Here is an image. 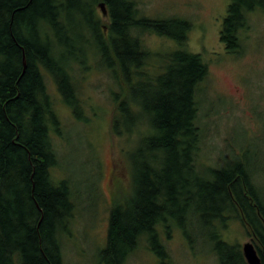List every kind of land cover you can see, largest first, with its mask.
I'll list each match as a JSON object with an SVG mask.
<instances>
[{
	"label": "trees",
	"instance_id": "1",
	"mask_svg": "<svg viewBox=\"0 0 264 264\" xmlns=\"http://www.w3.org/2000/svg\"><path fill=\"white\" fill-rule=\"evenodd\" d=\"M138 1L0 0V264H65L79 205L70 180L53 173L62 120L48 80L74 112L82 104L75 70L96 65L109 78L110 129L122 145L115 171L129 181L114 180L97 264H128L142 244L160 264H174L167 241L178 229L197 255L194 223L218 264H248L242 246L224 235L231 220L264 264L260 174L232 144L225 149L233 161L207 159L216 147L201 114L208 64L181 48L151 51L142 39L155 33L182 45L191 22L145 18ZM256 12H264V0H231L220 31L228 52L243 53Z\"/></svg>",
	"mask_w": 264,
	"mask_h": 264
},
{
	"label": "rangeland",
	"instance_id": "2",
	"mask_svg": "<svg viewBox=\"0 0 264 264\" xmlns=\"http://www.w3.org/2000/svg\"><path fill=\"white\" fill-rule=\"evenodd\" d=\"M139 3L145 18H183L191 22L188 38L182 45L155 33L144 34L143 42L151 51L181 48L201 54L209 66V76L202 84L201 114L203 121L208 120L203 125L209 130V142L216 146L207 159L216 163L233 161L235 154L225 147L232 144V148H240L242 159L260 174L259 189L264 195V12L250 14L251 27L244 34L243 53H230L220 40V31L231 0H139ZM102 20L108 23V16L102 15ZM101 69L104 68L96 65L84 73L75 70L82 101L79 108L72 107L75 113L61 101L60 92L48 80L62 120V133L53 134L60 153L59 166L53 173L57 181L70 180L79 205L74 230L65 237V264H97L107 240L111 193L118 190L114 180L121 178L126 185L129 182L124 171H115L122 145L111 134L114 104L109 78ZM113 173L118 175L113 178ZM232 221L224 231L230 242L241 246L252 242L239 223ZM201 225L194 223L195 229L189 231L198 237L194 252L197 255L186 244L182 230L171 233L167 244L174 264H218L217 258L209 254L211 245L200 236ZM128 264H160V261L142 244Z\"/></svg>",
	"mask_w": 264,
	"mask_h": 264
},
{
	"label": "water",
	"instance_id": "3",
	"mask_svg": "<svg viewBox=\"0 0 264 264\" xmlns=\"http://www.w3.org/2000/svg\"><path fill=\"white\" fill-rule=\"evenodd\" d=\"M103 15H107L104 3L99 5ZM243 256L248 264H262L261 257L253 244V242H246L242 245Z\"/></svg>",
	"mask_w": 264,
	"mask_h": 264
},
{
	"label": "bare ground",
	"instance_id": "4",
	"mask_svg": "<svg viewBox=\"0 0 264 264\" xmlns=\"http://www.w3.org/2000/svg\"><path fill=\"white\" fill-rule=\"evenodd\" d=\"M140 5L139 1H138V6ZM24 68H26V59L24 58Z\"/></svg>",
	"mask_w": 264,
	"mask_h": 264
},
{
	"label": "flooded vegetation",
	"instance_id": "5",
	"mask_svg": "<svg viewBox=\"0 0 264 264\" xmlns=\"http://www.w3.org/2000/svg\"><path fill=\"white\" fill-rule=\"evenodd\" d=\"M263 264V263H262Z\"/></svg>",
	"mask_w": 264,
	"mask_h": 264
}]
</instances>
